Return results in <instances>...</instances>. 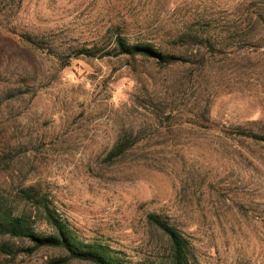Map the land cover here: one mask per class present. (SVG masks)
Here are the masks:
<instances>
[{"label":"rangeland","instance_id":"1","mask_svg":"<svg viewBox=\"0 0 264 264\" xmlns=\"http://www.w3.org/2000/svg\"><path fill=\"white\" fill-rule=\"evenodd\" d=\"M262 18L264 0H0V193L36 186L136 264L168 257L149 215L191 264H264V142L244 135L264 133ZM117 36L178 59L118 55ZM5 244L0 264H91Z\"/></svg>","mask_w":264,"mask_h":264},{"label":"trees","instance_id":"2","mask_svg":"<svg viewBox=\"0 0 264 264\" xmlns=\"http://www.w3.org/2000/svg\"><path fill=\"white\" fill-rule=\"evenodd\" d=\"M115 42L118 55L131 58L156 57L164 64H171L178 59L174 53L165 51L152 42H132L121 36H117ZM244 135L254 141L264 142V133L255 132L253 129L248 130V133ZM119 149L121 151L123 149L120 144ZM16 197L21 202L19 201V204L14 206L8 197L0 193V239L13 241V245L2 246L5 252L12 255L18 252L30 255L41 248H58L65 252V260H78L91 264H136L125 254L102 241L83 240L68 223L56 214L36 186L31 185L19 189ZM20 204L25 205L20 207ZM29 206L43 214L50 228L48 233H40L36 230L32 212L27 209ZM148 219L166 237L168 257L144 264H191V249L180 230L158 215H149ZM16 242L21 245H17ZM26 243L27 245L24 246Z\"/></svg>","mask_w":264,"mask_h":264}]
</instances>
